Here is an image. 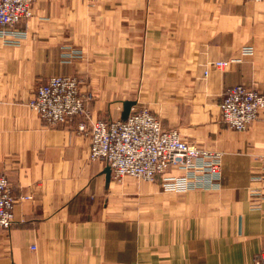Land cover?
Returning <instances> with one entry per match:
<instances>
[{
    "label": "crops",
    "instance_id": "0c3cea01",
    "mask_svg": "<svg viewBox=\"0 0 264 264\" xmlns=\"http://www.w3.org/2000/svg\"><path fill=\"white\" fill-rule=\"evenodd\" d=\"M26 30L19 45L0 39V174L16 201L0 264H255L264 111L234 131L219 103L236 85L264 95V1L36 0ZM71 49L81 57L63 62ZM229 59L204 76L209 62ZM54 75L93 93V120L122 119L129 101L220 152L221 189L164 193L159 176L114 181L89 159V139L76 132L83 117L50 127L29 107Z\"/></svg>",
    "mask_w": 264,
    "mask_h": 264
},
{
    "label": "built area",
    "instance_id": "2783aa9c",
    "mask_svg": "<svg viewBox=\"0 0 264 264\" xmlns=\"http://www.w3.org/2000/svg\"><path fill=\"white\" fill-rule=\"evenodd\" d=\"M35 2L0 0V29L6 31L0 32V39L5 45L20 44V38L16 36H25V32L18 33L15 27L32 17ZM80 57L79 51L62 54L63 61L67 63ZM233 62H209L205 75L210 69L223 71ZM93 99L92 92L79 90L76 77L53 76L37 90L29 107L49 126L66 125L84 116L78 133L89 139V159L106 163L113 179L131 177L153 182L159 176L163 191L177 194L221 189L220 152L197 147L183 139L176 129H164L147 107H132L125 120H93L85 112L86 105ZM219 109L220 120L228 128L245 131L264 111V95L253 88L230 87L224 91ZM14 204L11 184L5 175H0V230L5 231L12 226ZM254 261L255 264H264V249Z\"/></svg>",
    "mask_w": 264,
    "mask_h": 264
},
{
    "label": "rangeland",
    "instance_id": "374dc122",
    "mask_svg": "<svg viewBox=\"0 0 264 264\" xmlns=\"http://www.w3.org/2000/svg\"><path fill=\"white\" fill-rule=\"evenodd\" d=\"M94 0H91V2H93ZM35 4V3H34ZM33 12V11H32ZM30 19H28L27 21H25V22H23V23H21L20 25H17L16 27H15V30H17L18 31V33H24L25 32V35H26V32H27V30H26V24H27V22L29 21ZM22 25H24L23 27H22ZM0 32H6V31H4V30H1L0 29ZM13 36H15V34H12ZM16 37H18V38H23V37H25V36H16ZM70 51H78L77 49H71ZM74 60H77V59H74ZM74 60H72L71 62H73ZM230 60V59H229ZM62 61H63V58H62ZM223 61H228V60H223ZM64 62V61H63ZM71 62H68V63H71ZM65 63H67V62H65ZM207 69V68H206ZM206 69L204 70V76H206L205 75V71H206ZM209 71V70H208ZM220 71V70H219ZM208 74V73H207ZM54 76H63V75H54ZM51 77H53V76H51ZM50 78V77H49ZM48 78V79H49ZM47 79V80H48ZM47 80H46V82H47ZM78 80V79H77ZM45 82V83H46ZM45 83H42L38 88H37V90L42 86V85H44ZM236 86H242V85H236ZM232 87H234V86H232ZM228 88H230V87H228ZM228 88H226V89H228ZM248 88H250V87H248ZM225 89V90H226ZM254 89V88H253ZM37 90H36V92H37ZM224 90V91H225ZM224 91L222 92V94H221V101H222V95H223V93H224ZM36 92H35V94H34V97H35V95H36ZM263 95V94H262ZM33 97V98H34ZM33 98L29 101V103H31V101L33 100ZM221 101H220V103H221ZM29 103H28V105H29ZM220 103H219V106H220ZM88 105V104H87ZM86 105V106H87ZM30 106V105H29ZM33 110V109H32ZM85 112L89 115V113L87 112V110H86V107H85ZM38 115V114H37ZM79 117H83L84 118V116H79ZM89 117H90V115H89ZM40 118V117H39ZM42 120V119H41ZM43 121V120H42ZM102 121H106V120H102ZM110 121H112V120H110ZM45 122V121H44ZM72 122H74V119H73V121H71V122H69V123H66V124H70V123H72ZM82 122H83V120H82ZM81 122V123H82ZM46 123V122H45ZM80 123V124H81ZM48 125V124H47ZM58 126H61V125H58ZM50 127H56V126H50ZM78 127H79V124L77 125V129H76V132H77V134H79L78 132H79V130H78ZM80 135H82V134H80ZM84 136V135H83ZM101 162H103V161H101ZM107 169H109L110 170V168L108 167V165H107ZM0 175H4V174H0ZM111 177H112V174H111V170H110V174H109ZM6 176V175H5ZM125 178H131V177H125ZM124 178V179H125ZM8 179V178H7ZM112 179H113V177H112ZM132 179H134V178H132ZM114 181H116V182H121V180H117V179H113ZM135 180H138V179H135ZM9 181V180H8ZM140 182H141V180H139ZM143 182H145V181H143ZM154 182V181H153ZM10 183V182H9ZM147 183H152V182H147ZM160 189H161V191L162 192H164V193H170V192H165V191H163V189L161 188V186H160ZM12 190V189H11ZM206 192H209V191H206ZM213 192H217V191H213ZM185 194V193H184ZM16 202V201H15ZM15 205V204H14ZM14 213V212H13ZM14 222V221H13ZM12 227V226H11ZM10 227V228H11ZM9 230V229H8ZM0 231H3V230H0ZM5 231H7V230H5ZM263 250V249H262ZM261 250V251H262ZM260 251V252H261ZM259 252V253H260Z\"/></svg>",
    "mask_w": 264,
    "mask_h": 264
},
{
    "label": "water",
    "instance_id": "95a60500",
    "mask_svg": "<svg viewBox=\"0 0 264 264\" xmlns=\"http://www.w3.org/2000/svg\"><path fill=\"white\" fill-rule=\"evenodd\" d=\"M132 106H133L132 102L127 101V102L124 103V105H123V113H122V120H125L128 117V115L130 113V109H131ZM106 174L109 176V174H110V170L109 169L106 170Z\"/></svg>",
    "mask_w": 264,
    "mask_h": 264
}]
</instances>
